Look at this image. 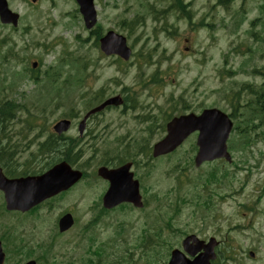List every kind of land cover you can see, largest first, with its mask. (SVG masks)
<instances>
[{"label":"rangeland","instance_id":"obj_1","mask_svg":"<svg viewBox=\"0 0 264 264\" xmlns=\"http://www.w3.org/2000/svg\"><path fill=\"white\" fill-rule=\"evenodd\" d=\"M263 1L184 0L190 3L189 21L167 9L168 0H94L97 26L103 33L111 29L123 34L132 49L130 60L118 73L110 59L100 57L93 45L94 34L84 28L74 0H8L10 9L19 13L20 23L17 30L0 24V39L6 34L7 42L15 44L16 62L9 68L0 64L2 96L24 102L28 97H21L22 91H33L35 98L36 84L17 72L29 74L25 65L41 59V76L49 65L63 62L60 83L69 73L73 72L72 82L84 74L80 86L58 84L50 90L46 102L56 109L46 111L51 114L48 129L64 115L81 117L95 104L98 91L116 94L130 87L138 96L140 111L115 109L99 115L97 137L84 143L82 157L72 164L75 168L81 165L86 177L71 191L40 204L32 214L14 217L0 208V239L8 238L9 246L23 238L24 246L32 247V257L40 254V243L51 245L56 264H80L82 256L89 262L96 246L98 255L89 264H165L170 250L180 248L186 235L195 234L203 240L211 236L237 240L242 248L257 250L263 262L264 141L252 145L253 154L246 150L245 157H240L230 150L231 162L219 159L199 167L193 163L196 134L167 156L152 159L150 152L140 153L147 144L164 137L161 126L171 115L198 114L205 108H218L226 114L234 110V124L250 115V94L241 87L264 86ZM19 116L21 120L8 123L6 135L0 133V158L8 169L4 173L14 176L25 169L42 173L56 159L36 146L37 138L42 137L29 131L32 122L38 128L41 124L23 113ZM68 134L75 135L76 126ZM233 136L232 132L230 142ZM29 153L34 156L30 162ZM124 158L136 163L133 171L147 201L138 209L123 204L103 211L101 198L108 183L96 171L104 163ZM215 167L226 169L229 176L212 180L209 172ZM206 197L211 200L208 207L202 203ZM2 201L0 194V204ZM64 212L75 215V225L64 236L51 238V231L56 230L54 219ZM93 219L98 222L92 223ZM121 223L123 231L116 234L115 227ZM13 227L16 238H10ZM9 255L7 264H15L18 253L14 246ZM22 260L26 259L21 256L17 263Z\"/></svg>","mask_w":264,"mask_h":264},{"label":"water","instance_id":"obj_2","mask_svg":"<svg viewBox=\"0 0 264 264\" xmlns=\"http://www.w3.org/2000/svg\"><path fill=\"white\" fill-rule=\"evenodd\" d=\"M76 1L86 27L90 28L96 22L93 0ZM17 20L18 14L8 9L5 0H0V21L2 23H12L16 26ZM100 49L105 54L117 53L124 59H128L130 54L129 48L125 45V39L112 31L100 39ZM113 102L114 99H109L91 112L98 111L106 104ZM68 127L69 122L61 120L53 128L56 132L61 133L67 130ZM231 129L232 121L230 118L216 108L205 109L199 115L189 113L176 116L166 124V135L153 146V155L158 156L172 151L188 135L198 131L196 139L198 150L194 158L196 166H199L204 161L219 158H225V160L230 161L226 140ZM128 167L129 165H125L113 171H109L105 167L98 169V175L108 179L110 182L107 193L103 198L106 207H111L121 201L141 206L138 183L132 180V173H127ZM80 176L81 172L71 170L65 162L56 165L40 176H26L14 179L6 178L0 169V190L4 192L7 209L26 210L58 190L69 187ZM70 224L71 218L67 215L60 221V229H66ZM202 242L194 235L187 236L182 242V248L186 252L194 255L200 248H204V252L199 254L193 261L186 262L183 254L175 249L171 252V259L168 264H209V259L212 258V239L204 246ZM4 257L0 243V264H3ZM25 264L36 263L30 260Z\"/></svg>","mask_w":264,"mask_h":264},{"label":"trees","instance_id":"obj_3","mask_svg":"<svg viewBox=\"0 0 264 264\" xmlns=\"http://www.w3.org/2000/svg\"><path fill=\"white\" fill-rule=\"evenodd\" d=\"M170 3L167 7V9L175 11L179 18H187L189 21L191 20L192 13L190 9V3L184 2V0H168ZM220 3V2H219ZM165 12V9L162 10ZM135 23V22H134ZM45 71L44 76L42 77H35L32 76L31 82L37 85V89L35 90L36 96L33 91L30 93H23V96H27L28 98L24 102H20V99L17 100L16 98H9L2 96V93H0V133L5 134L6 125H8V122L13 120L16 116V111L18 108L23 107V110L25 112L26 118L30 120H35L33 117V114L36 112H44L46 110L45 102L47 98L49 99L48 91L51 88V83H53L58 75L57 71L59 70L58 63L53 66L50 65ZM38 79L42 80V82H45V85H41V88L43 89V92L40 88H38ZM3 82H0L2 84ZM242 90L247 91L249 95L250 101L249 104V114L246 115L247 117H244L243 120L240 122L236 121L235 127H234V136L233 140L230 142L229 148L232 151H235L239 154L240 157H245V151L249 150L250 154H253L252 145L262 140L264 141V86L262 85L258 87H253V85H247L242 86ZM46 93V94H44ZM2 139V136H0V140ZM44 140L43 144H49V141L51 140L49 137H47ZM47 142V143H46ZM40 146V144H39ZM147 150V149H146ZM149 151V149H148ZM33 153H29V156H32ZM69 157V154H66ZM77 156V155H76ZM60 159V157H57ZM65 158V157H63ZM62 158V159H63ZM2 159L0 158V162ZM233 163H236L235 161ZM219 174V175H218ZM209 176L212 177V180H219L218 178L221 176H229V172L221 168L218 170V168H213L211 172H209ZM264 191V187L262 188V192ZM198 197V203L201 201V194H197ZM210 198L206 197L202 200V203L205 207L209 206ZM244 207H250V209H253L251 205H248V203L243 204ZM213 207V203L210 207V209ZM255 208V207H254ZM178 231V230H176ZM180 232V231H178ZM155 238L159 239L160 235L159 232H155ZM169 246L168 242L166 241L165 247ZM20 259V257H19Z\"/></svg>","mask_w":264,"mask_h":264},{"label":"flooded vegetation","instance_id":"obj_4","mask_svg":"<svg viewBox=\"0 0 264 264\" xmlns=\"http://www.w3.org/2000/svg\"><path fill=\"white\" fill-rule=\"evenodd\" d=\"M123 96L122 92L119 93ZM122 110H125V104L123 103L121 106ZM96 116H90L86 121V129L85 132H94L98 131L100 127V120ZM71 121V125H77L80 121V117H76L75 114L70 115L69 117ZM93 138L97 137V135H92ZM82 137V136H81ZM91 139L89 137L83 138L82 142L85 144H89ZM122 163V162H121ZM112 165L110 167H117L120 164ZM240 242L231 239H220L217 241V245L214 248V258L212 260V264H264V260L262 262V258L257 255V250L250 248H242L239 246ZM253 253V255H250Z\"/></svg>","mask_w":264,"mask_h":264}]
</instances>
